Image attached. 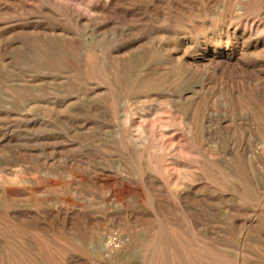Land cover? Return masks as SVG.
Returning a JSON list of instances; mask_svg holds the SVG:
<instances>
[{
	"label": "rangeland",
	"instance_id": "374dc122",
	"mask_svg": "<svg viewBox=\"0 0 264 264\" xmlns=\"http://www.w3.org/2000/svg\"><path fill=\"white\" fill-rule=\"evenodd\" d=\"M0 264H264V0H0Z\"/></svg>",
	"mask_w": 264,
	"mask_h": 264
},
{
	"label": "built area",
	"instance_id": "2783aa9c",
	"mask_svg": "<svg viewBox=\"0 0 264 264\" xmlns=\"http://www.w3.org/2000/svg\"><path fill=\"white\" fill-rule=\"evenodd\" d=\"M117 243L116 244H114L115 246H119V243H122V242H124V243H126V239L125 238H117V240H115ZM112 243H115L114 242V238H112L111 236H106L105 238H104V244H105V246H109V245H112Z\"/></svg>",
	"mask_w": 264,
	"mask_h": 264
},
{
	"label": "bare ground",
	"instance_id": "6f19581e",
	"mask_svg": "<svg viewBox=\"0 0 264 264\" xmlns=\"http://www.w3.org/2000/svg\"><path fill=\"white\" fill-rule=\"evenodd\" d=\"M103 243V242H102Z\"/></svg>",
	"mask_w": 264,
	"mask_h": 264
}]
</instances>
